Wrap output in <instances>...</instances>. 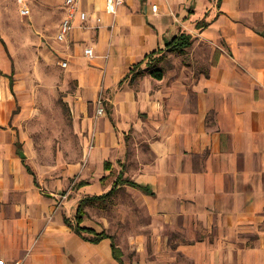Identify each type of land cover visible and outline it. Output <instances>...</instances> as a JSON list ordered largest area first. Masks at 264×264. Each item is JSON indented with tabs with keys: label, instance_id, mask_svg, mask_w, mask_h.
<instances>
[{
	"label": "crops",
	"instance_id": "obj_1",
	"mask_svg": "<svg viewBox=\"0 0 264 264\" xmlns=\"http://www.w3.org/2000/svg\"><path fill=\"white\" fill-rule=\"evenodd\" d=\"M58 3L46 0L52 10L31 16L37 32ZM60 9L52 47L64 99L87 132L67 170L77 175V206L112 188L97 202L137 196L132 217L148 223L125 233L141 258L124 262L119 245L124 264H264V0H125L115 16L105 0H78L87 18L76 16L64 40L55 37L64 0ZM5 26L0 19V264H120L112 238L91 242L66 224L57 182L32 166L29 95L15 81ZM182 32L191 45L167 49ZM160 49L173 57L166 70L157 67L161 78L124 80ZM99 97L107 109L96 117Z\"/></svg>",
	"mask_w": 264,
	"mask_h": 264
},
{
	"label": "rangeland",
	"instance_id": "obj_2",
	"mask_svg": "<svg viewBox=\"0 0 264 264\" xmlns=\"http://www.w3.org/2000/svg\"><path fill=\"white\" fill-rule=\"evenodd\" d=\"M42 1L46 0H0V19L6 25L4 34L12 38L11 40L7 38L8 46H6L8 57L15 64L17 73L14 77L15 81L19 82L22 92L29 95L26 105L31 109L33 119L32 136L26 145L28 157L32 166L46 183L57 182L55 193L58 196V209L65 207L70 212V220L75 222L74 213L78 202L76 198L77 175L70 174L67 170L69 164L76 159L77 152L83 147L84 135L87 132L82 133L84 132L83 125L79 126L80 129L77 128L75 118L79 117L74 116L73 109L64 99L67 92L62 89L63 73L58 72V55L52 47L53 37L57 30L56 24L62 16L60 6L63 0H58V10L54 14L52 11V16H49L50 20L45 25L46 28L37 32L32 26L31 16L35 12L43 14V12L52 10L48 9V5L43 4ZM24 7L29 9V13L22 14L21 9ZM15 19L18 20L17 27L14 24ZM184 30L192 34L196 33L189 27H184ZM156 53L158 55L148 57L147 62L143 63L144 67L135 66L124 80L134 85L140 80L139 78L157 67H163L166 70L173 57L168 58L165 49H160ZM72 89L73 85L70 84L66 91H72ZM103 108L105 112L107 106L103 105ZM17 109L20 107L17 106ZM95 116H99L96 111ZM83 162L81 167L86 165V162ZM125 197L131 199L130 205L123 204ZM136 198L137 196L133 193L124 192L120 196L110 197L109 201L108 198L105 202L95 200L97 205L94 204V206L83 205L85 212L83 222L89 220L90 224H98L104 232L111 234L114 244L119 248V245L125 248L124 262L126 263L128 261L133 263L137 257L136 254L138 259L141 256L136 250L124 244L127 239L124 237L125 233H131V230H134L133 227H137L138 221L148 223L146 217L138 219L132 217L131 210L136 207ZM121 210H126L130 214L121 218L119 217ZM104 213L107 226L102 221ZM119 232L122 233L119 234ZM120 250L122 251L121 248ZM144 259H151V251H148Z\"/></svg>",
	"mask_w": 264,
	"mask_h": 264
},
{
	"label": "trees",
	"instance_id": "obj_3",
	"mask_svg": "<svg viewBox=\"0 0 264 264\" xmlns=\"http://www.w3.org/2000/svg\"><path fill=\"white\" fill-rule=\"evenodd\" d=\"M191 43H192V36L187 32H182L176 35L171 41H168L166 44V48L172 51H176V52H183L186 47L191 45ZM140 62H138L135 65L138 66ZM150 73H152V75H154L157 78H161L163 75V70L160 68H155L154 70H151ZM125 182L135 187H141L139 184L133 181H130V180H125ZM113 190L114 189L112 188L109 192H107L104 195L86 197L83 200H81L76 208V212L74 215L75 222H72L69 218L64 216V221L66 222V224L70 226L72 229H74V231L77 232L79 235H81L85 240H88L91 242H98L101 239L106 238V237L112 238L110 234L104 231L98 232L93 228L83 226L82 221H83V217L85 214L83 205L87 201H92V200L94 201L97 199L104 198L110 195L111 193H113ZM147 190L148 189L146 188V191ZM112 253H113L114 258L118 260L120 264H124L122 260V251L120 250L118 246L114 244L113 240H112Z\"/></svg>",
	"mask_w": 264,
	"mask_h": 264
},
{
	"label": "built area",
	"instance_id": "obj_4",
	"mask_svg": "<svg viewBox=\"0 0 264 264\" xmlns=\"http://www.w3.org/2000/svg\"><path fill=\"white\" fill-rule=\"evenodd\" d=\"M125 0H105V10L106 12L110 13L111 15L115 16L120 7L124 4ZM64 7L66 9V14L64 18L62 19L59 29L55 35L57 40H64L67 36V34L71 31L73 27V20L76 16H79L80 19L86 20L87 13L84 10L78 9V0H64ZM151 8L153 11H157L158 4L154 3L151 5ZM22 14L29 13L28 8H22L21 9ZM100 19L98 18V21ZM85 54L88 56L93 55V48L92 47H86L84 50ZM63 66H66L67 63L64 61L62 62ZM104 113V108L102 105V99L99 97L97 100V107H96V114L101 115Z\"/></svg>",
	"mask_w": 264,
	"mask_h": 264
},
{
	"label": "water",
	"instance_id": "obj_5",
	"mask_svg": "<svg viewBox=\"0 0 264 264\" xmlns=\"http://www.w3.org/2000/svg\"><path fill=\"white\" fill-rule=\"evenodd\" d=\"M21 155L23 156V152H21Z\"/></svg>",
	"mask_w": 264,
	"mask_h": 264
}]
</instances>
